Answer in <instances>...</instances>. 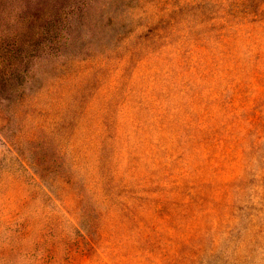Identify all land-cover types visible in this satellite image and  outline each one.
I'll return each instance as SVG.
<instances>
[{
	"label": "rangeland",
	"instance_id": "1",
	"mask_svg": "<svg viewBox=\"0 0 264 264\" xmlns=\"http://www.w3.org/2000/svg\"><path fill=\"white\" fill-rule=\"evenodd\" d=\"M48 28L0 104V264H264V0H0V44Z\"/></svg>",
	"mask_w": 264,
	"mask_h": 264
},
{
	"label": "trees",
	"instance_id": "2",
	"mask_svg": "<svg viewBox=\"0 0 264 264\" xmlns=\"http://www.w3.org/2000/svg\"><path fill=\"white\" fill-rule=\"evenodd\" d=\"M56 35L50 28L42 32L39 36L45 42L39 50H35V54L27 52L21 46H16V41L0 44V104L3 102L14 103L23 96L27 89L24 76L26 72L25 65L27 64L25 57L27 55L39 56V54L49 53L50 51L47 49H50Z\"/></svg>",
	"mask_w": 264,
	"mask_h": 264
}]
</instances>
